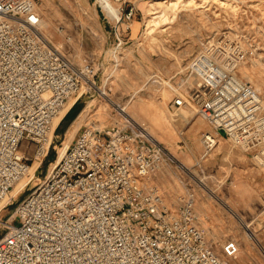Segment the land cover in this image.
I'll return each instance as SVG.
<instances>
[{
    "label": "built area",
    "instance_id": "built-area-1",
    "mask_svg": "<svg viewBox=\"0 0 264 264\" xmlns=\"http://www.w3.org/2000/svg\"><path fill=\"white\" fill-rule=\"evenodd\" d=\"M132 14L130 8L126 17ZM42 22L38 0H0V213L37 175L90 72V64L77 68L46 39ZM244 58L227 34L210 42L172 89L171 107H196L264 168V104L237 75ZM124 113L121 128L86 125L12 215H0V264H232L240 244L218 245L208 236L195 190L181 195L177 208L167 206L152 179L168 150ZM202 140L206 155L216 140L207 132ZM35 162L33 176L13 194Z\"/></svg>",
    "mask_w": 264,
    "mask_h": 264
},
{
    "label": "rangeland",
    "instance_id": "rangeland-1",
    "mask_svg": "<svg viewBox=\"0 0 264 264\" xmlns=\"http://www.w3.org/2000/svg\"><path fill=\"white\" fill-rule=\"evenodd\" d=\"M170 1L111 0L119 14L115 16L98 0H38L41 31L46 39L77 68L91 65L77 101L80 115L76 121H81V128L73 131L72 125L67 132L63 124L56 130L51 155L39 167L37 177L0 215L10 217L17 202L39 182L37 178L47 174L59 156L57 145L72 143L86 125L121 128L124 118L119 114L120 106L133 119L141 112L147 121L152 119L148 111L152 107L171 116L185 115L176 123L175 142L161 129L135 118L149 133L151 129L168 150L167 163L152 179L164 194L167 206L177 208L180 196L195 190L200 225L208 236L218 245L227 239L238 240L240 252L232 264H264V168L256 166L254 152L240 148L223 135L222 145H217L207 158L202 156L204 145L201 141L198 150L197 140L214 127L194 106L195 110L171 107L172 89L187 76V67L195 55L225 34L239 42L244 51L245 59L238 64L237 75L259 87L264 100V0H172L178 1L177 8ZM130 8L133 14L129 19L126 13ZM161 12L171 20L151 23ZM133 21L139 23L137 34L132 33ZM255 61L260 65L255 67ZM242 69L250 72L251 78L242 75ZM182 153L191 157L187 167L183 166L186 163ZM27 155L34 158L32 148ZM35 165L36 168L38 164ZM246 222H252L251 228L262 241L248 235ZM3 232L0 226V236Z\"/></svg>",
    "mask_w": 264,
    "mask_h": 264
},
{
    "label": "bare ground",
    "instance_id": "bare-ground-1",
    "mask_svg": "<svg viewBox=\"0 0 264 264\" xmlns=\"http://www.w3.org/2000/svg\"><path fill=\"white\" fill-rule=\"evenodd\" d=\"M99 2H101L102 3V5L106 8V9H108V10H110V11H112L113 13H114V15L115 16H119V14H118V12L114 9V7H113V5H112V3H111V0H98ZM170 5L171 6H174L175 8H177V6H178V1H170ZM119 11H120V9H119ZM121 12V11H120ZM121 17V16H120ZM120 17L118 18V19H120ZM171 20V18H170V16L166 13V12H161V13H159L158 15H156V16H154V18L152 19V20H150V22L151 23H153V24H156V25H158V24H160V23H166L167 21H170ZM42 24H43V22H42ZM48 33V32H47ZM245 59V58H244ZM243 59V60H244ZM242 60V61H243ZM241 61V62H242ZM240 62V63H241ZM254 65H255V67L257 66V65H260V63L259 62H257V61H255V63H253ZM259 70V75H261L262 74V70H261V68L259 67L258 68ZM242 75H245L246 77H248V78H251V73L250 72H248L246 69H242ZM247 81V80H246ZM251 81V80H250ZM252 82V81H251ZM93 83V82H92ZM253 83V82H252ZM94 84V83H93ZM94 86L96 87V84H94ZM256 86H259V84H256ZM83 88H84V86L81 88V90H80V92H79V94L78 95H76V96H73L72 98H70V100H69V102H68V105H67V109L76 101V99L78 98V97H81L82 96V91H83ZM257 89H258V91H259V87H256ZM103 91V90H102ZM134 103V102H133ZM133 103H131V104H133ZM263 104H264V100H263ZM118 105V104H117ZM135 107V106H134ZM182 107H191V108H193L194 110H195V108L193 107V106H189V105H185V106H182ZM66 109V110H67ZM65 110V111H66ZM133 110V109H132ZM64 111V112H65ZM119 114L123 117L124 115H126L125 113H124V111H126L125 110V108L124 107H119ZM134 111H136V110H134ZM148 111L150 112V116H151V118L152 119H149L150 121H147V120H145V118L142 116V113L140 112V113H138L136 116H134L135 118H137L138 120H141L142 122H147L148 124L150 123L151 125H153V127H155V128H158V129H161L163 132H165L171 139H172V142H175V140H176V134H177V130H176V123L178 124L179 123V121L183 118V116H185L183 113H179V114H177V115H169L167 112L166 113H161L160 111H156V110H154L152 107H148ZM147 111V112H148ZM195 111H197V110H195ZM64 112L61 114V115H63L64 114ZM126 113H127V111H126ZM135 113V112H134ZM133 113V114H134ZM197 113V112H196ZM128 114V113H127ZM200 114V113H199ZM132 115V114H131ZM201 115V114H200ZM132 117H133V115H132ZM201 117H203L204 119H206L203 115H201ZM134 118V119H135ZM59 119H60V117H58L56 120H55V125L58 123V121H59ZM207 120V119H206ZM118 122V121H117ZM116 122V123H117ZM119 123V122H118ZM147 123H145V124H147ZM81 125V121H76L74 124H73V131H76L78 128H79V126ZM150 126L148 125V128H149ZM72 129V128H71ZM152 133H153V131L151 130V129H149ZM151 132H150V134H151ZM179 132V131H178ZM207 133H210L214 138H215V140H216V145H215V147L214 148H216V146L218 145L219 147L222 145V139H223V137H221V135L218 133V131L217 130H215V129H209L208 128V131H206ZM72 135H73V133H72ZM152 136H153V134H151ZM154 137V136H153ZM157 141H159L156 137H154ZM225 138H227V137H225ZM203 135H202V138H200V139H198L197 140V144H196V147L198 148V150L201 148V145L203 144ZM228 140H230V138H227ZM195 140V139H194ZM201 141H202V144H201ZM159 142H161V141H159ZM70 143H69V141L68 142H65V144H64V146H62V147H60V146H58L57 145V149H59V157H58V160L61 158V156H62V154L64 153V151L66 150V148L68 147V145H69ZM235 144V143H234ZM204 145V144H203ZM236 145V144H235ZM172 146V145H171ZM213 148V149H214ZM240 148H242V147H240ZM243 149V148H242ZM177 150V149H176ZM206 150H205V147H204V151L202 152V156H205L206 158L209 156V154L210 153H212V151L213 150H211V151H209L206 155H205V152ZM183 154V153H182ZM179 156V155H178ZM177 156V157H178ZM179 157H181V156H179ZM202 159H204L203 157H201V160ZM182 161H184L185 163H186V165L185 164H183V166L184 167H187L188 165H189V163L191 162V157H189L187 154H183V156H182ZM35 164H39V162H35L34 163V165H32L31 167H30V170H29V173H28V175L26 176V177H23V178H21L17 183H16V185H15V187H14V190H13V194H16L18 191H20L25 185H26V183L30 180V178H31V176H33V174H34V170H35ZM188 164V165H187ZM198 164H200V161H198ZM256 166L257 167H259V168H261V165L259 164V162L256 160ZM262 169V168H261ZM35 177H37V176H35ZM38 180H39V178H37ZM251 223L252 222H246L245 223V227H246V230H247V233H248V235L251 237V238H253V239H256L257 241H262L261 240V238L259 237V235L257 234V232L254 230V228L252 229L251 228ZM247 235V236H248ZM249 239V238H248ZM238 257V256H237ZM236 257V258H237ZM242 257V256H241ZM240 260V259H239ZM242 262V261H241Z\"/></svg>",
    "mask_w": 264,
    "mask_h": 264
},
{
    "label": "crops",
    "instance_id": "crops-1",
    "mask_svg": "<svg viewBox=\"0 0 264 264\" xmlns=\"http://www.w3.org/2000/svg\"><path fill=\"white\" fill-rule=\"evenodd\" d=\"M118 19V18H117ZM131 29H132V33L133 34H137L138 29H139V23L136 21H133L131 24ZM181 108V107H180ZM183 108H191V107H183ZM80 115V110L78 108L77 103H75L74 105L71 106V108L68 110V112L65 114V116L61 119L57 130L62 127V125L64 124L65 127L64 129L67 128V132L69 131V129L71 128V126L75 123V121L78 119ZM66 123V124H65ZM81 126L78 128L80 129ZM51 155L50 151L48 152L47 156L45 157V159ZM45 159H43V161L41 162V165L43 164V162L45 161ZM51 160V159H50ZM52 161V160H51ZM259 168V167H258ZM261 169V168H260ZM262 170V169H261Z\"/></svg>",
    "mask_w": 264,
    "mask_h": 264
},
{
    "label": "water",
    "instance_id": "water-1",
    "mask_svg": "<svg viewBox=\"0 0 264 264\" xmlns=\"http://www.w3.org/2000/svg\"><path fill=\"white\" fill-rule=\"evenodd\" d=\"M220 132L225 135V133L223 131H220Z\"/></svg>",
    "mask_w": 264,
    "mask_h": 264
}]
</instances>
